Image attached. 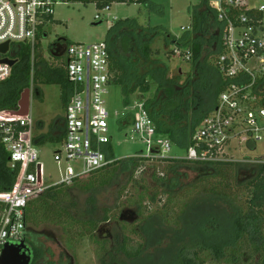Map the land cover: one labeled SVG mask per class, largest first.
<instances>
[{
	"label": "trees",
	"instance_id": "16d2710c",
	"mask_svg": "<svg viewBox=\"0 0 264 264\" xmlns=\"http://www.w3.org/2000/svg\"><path fill=\"white\" fill-rule=\"evenodd\" d=\"M60 2L81 3L86 6L95 4L98 9L105 10L110 9L116 3L149 5L150 0H56V3ZM97 24L96 26H99L103 22ZM190 26L191 30L185 31L182 37L177 38L165 29L143 28L137 24L136 20L127 19L112 26L106 40L110 53L112 84L121 87L125 104L129 106L131 98L136 94H141L139 99H143V101L140 100L138 103L144 102L145 110L155 124L157 135L169 140L172 146L186 151L191 147L192 137L203 120L216 108L219 96L226 86V81L213 63L221 53L226 25L218 20L217 12L210 7L208 0H201L194 11ZM161 35L164 36L166 43H172L175 48L179 50L189 48L192 52L193 73L183 81L181 80V71L179 76L170 77V66L156 57L158 53L154 51L153 47L156 38ZM65 42L68 41L61 39L58 43L64 44ZM36 68L35 92H39V82L59 84L65 104H68L72 89L68 84L64 65L56 70L43 59L36 61ZM31 73V50L25 47L20 54L18 64L13 67L11 77L0 83V113L19 110L22 95L30 88ZM262 81L259 80L258 85H261ZM154 85L156 91L153 99L146 100L147 94L153 90ZM133 119V115H128L124 119V126L131 127L130 121ZM34 142L36 143L37 139H34ZM106 149L109 152L108 158L114 162L106 169L91 175L85 182L86 185H84L85 183L79 184L82 183L80 182L82 179L75 180L73 182L75 188L86 189L92 193L97 189L112 185L121 173L130 174L129 178L132 177L141 163L150 161L147 158L136 156L115 160L111 153L113 152L112 146L108 145ZM180 160L198 164V170L203 167L209 168L204 172L210 175L214 174V178L221 179H225L228 175L226 171H221L222 167L229 166L230 172L233 167H236L234 164L226 163L227 161L203 164L171 157L157 161L174 164ZM19 170L20 167L12 168L10 166V154L1 142L0 126V193H7L14 189ZM172 170L175 176L171 179L156 178L163 184L165 194L168 195H173L175 190L183 184L180 176L177 175V169L173 167ZM253 174L256 175L255 180H258L256 191L263 190L264 187L261 188L260 183H264V165H255ZM261 176L263 178H260ZM209 186L207 193L198 195L188 203L180 205L182 213L178 218L177 225L179 227L177 229L168 228L169 231L166 232L163 227L168 225L163 220L162 223H156L157 220L150 222L149 219L144 222L142 227H138L142 233H139V230L136 231L137 234H141L144 243L138 245L137 248L131 247L130 240L122 234L121 239L118 235L105 236L107 239L99 241V252H103L102 260L112 258L117 260L120 259L119 257H123L122 264H135L142 260L145 253L144 246L158 245L164 239H167V245H171L170 248L175 249L176 264H204L205 260L200 255L205 252L214 260L220 261L229 258L227 261L231 259L233 264H237L244 244H248L254 253L264 256V211L256 205L259 208H252L250 211L244 212L242 207L235 204L234 194L231 193L229 185L226 183L209 184ZM69 191L71 189L66 184H61L52 186L31 197L26 210L25 231V240L30 245L31 252L33 249L38 250V246L44 251L47 248L42 241L43 237H40L39 231H37L40 226H61L63 230L67 231V234L73 229L79 228L86 236L93 239L99 224L109 222L107 215L101 219L96 217L92 210H88V213L82 216L77 215V206L72 202ZM259 199L261 196L254 193V201ZM155 200V198L152 199L153 202ZM90 203L95 205L94 197L90 199ZM195 203H204V213L206 214H211L213 209L223 213L224 216L221 218L217 216L211 218L213 226L218 229L216 236L210 234L206 225L210 222V216L207 220H203V224L202 221L197 220H191L189 224L184 223V219L193 209ZM5 208L6 206L0 203V218ZM187 226L191 227L190 232L183 231ZM180 228L182 230L178 231ZM102 229L103 227L99 229V234ZM155 229L158 234L155 233ZM229 231L232 232L229 233ZM178 232H183L184 235L182 236ZM37 238L40 243L36 241ZM69 241L71 242V239ZM108 243H110V247H107ZM148 257L152 258V254Z\"/></svg>",
	"mask_w": 264,
	"mask_h": 264
},
{
	"label": "built area",
	"instance_id": "2783aa9c",
	"mask_svg": "<svg viewBox=\"0 0 264 264\" xmlns=\"http://www.w3.org/2000/svg\"><path fill=\"white\" fill-rule=\"evenodd\" d=\"M208 2L217 12L218 20L226 25L222 50L214 61L226 86L216 108L192 137L187 151L186 160L203 164L226 161L235 141L255 149L258 143L264 142V123L261 122L264 121V3L256 6L257 0ZM56 4V0H0V46L8 44V51L0 54V61L17 60L18 64L23 48L28 47L31 50V92L35 90L34 55L41 37H48L44 28L50 24ZM99 19L100 16H96V20ZM183 30L189 31L191 26ZM176 52L181 54L179 49ZM52 53L55 58L66 57L64 68L72 89L66 107L62 148L54 154L55 161L65 169L60 171L61 179L56 184L39 187V156L30 113L25 116L15 115L16 111L0 113L1 142L10 154V166L20 167L14 189L0 193V203L6 206L0 218V258L6 245H17L25 240L26 210L32 196L52 186L90 177L114 162L108 158L106 149L112 141L109 137L112 114L106 100L112 85L108 43L57 42ZM184 57L191 61L189 48ZM12 72L13 67L0 63V83L7 81ZM259 80H263L261 85H258ZM136 109L133 134L147 146V154L136 157L170 158L172 144L157 135L144 102L138 103ZM124 125L123 120L121 126ZM255 162L263 163L260 159Z\"/></svg>",
	"mask_w": 264,
	"mask_h": 264
},
{
	"label": "rangeland",
	"instance_id": "374dc122",
	"mask_svg": "<svg viewBox=\"0 0 264 264\" xmlns=\"http://www.w3.org/2000/svg\"><path fill=\"white\" fill-rule=\"evenodd\" d=\"M200 3L201 0H150L149 5L116 3L109 10H100L95 4L86 6L81 3H57L50 24L44 28L48 37H41L34 55L35 61L45 59L50 66L58 70L65 64L66 57H54L55 55L50 51V45L53 42L59 39L86 45L105 42L108 39L109 29L117 22L127 19L136 20L137 24L143 28L165 29L171 35L180 38L185 34L183 29L192 24L194 11ZM262 3L264 0H257L255 5L258 6ZM96 16H100V19L96 20ZM100 22L103 24L96 26ZM153 49L158 53L156 57L170 66V77L179 76L181 71V80L183 81L190 74L192 75V62L185 59V50H180L181 54H178L177 48L172 43H166L163 35L156 38ZM38 89L41 95L40 98L32 97L30 116L34 122V138H45L37 145L39 156L37 174L40 177L39 187H48L61 179L60 171L65 169L64 165H59L54 159L55 152L62 148V141L55 139L50 134L52 128L50 125L65 117L66 105L59 84L39 82ZM155 91L156 86L154 85L153 90L147 94L146 100H152ZM139 96L141 94L134 95L131 98V104L127 106L121 87L112 84L109 88V95L106 98L112 114L109 119V137L112 138L111 146L115 160L135 157L137 154H147V146L142 143L140 138H135L133 127L121 126V122L128 115L137 113L138 102L143 101V99H139ZM116 114L118 115L117 118ZM133 121L130 122L133 124ZM57 122V129L61 130L63 119ZM261 122L264 123V121ZM41 124L44 125L43 129H40ZM169 156L185 159L187 151L172 146ZM257 159L263 163L255 162ZM149 160V162L141 163L132 177L129 178L130 174L121 173L112 185L97 189L92 193L86 189L78 190L74 187V183L66 184L71 189L69 192L72 196V202L77 206V215L82 216L88 213V210H92L98 218L102 219L107 215L109 222L99 224L93 239L86 236L79 228L73 229L67 234V231L63 230L61 226H40L37 230L39 233L54 236V241L43 236L42 241L47 248L52 247L54 252L58 253L57 245H62L68 249L75 264H122L123 257H119L120 259L117 260L113 258L102 260L103 252H99V241L107 239L105 236L109 234L118 235L121 239L122 234L130 240L129 245L131 247L137 248L138 245L144 243L141 234H137L136 231L139 230V233H142L138 227H142L144 222L149 219L150 222L157 220L156 223H162L163 220L168 225L163 227L166 232L169 231L168 228L177 229L179 227L177 225L178 218L182 213L180 205L188 203L198 195L207 193L209 184L216 185L222 182L228 184L231 193L234 194L235 204L242 207L244 212H248L252 208H259L257 206H260L261 210L264 211V189L256 191L258 180H255L256 175L253 174L255 165H264V142L258 143L255 149L252 146H247V143L235 141L228 152L226 163L234 164L236 167H233L232 172H230L229 166L221 168L223 169L221 171L228 173L225 179L214 178V174L210 175L198 170V164L186 163L182 160L174 164L156 159ZM72 166L79 168V165ZM173 167L177 169V175L180 176L183 184L175 190L173 195H168L165 194L163 184L158 182L156 178L171 179L175 176V173L172 172ZM89 178L80 180L82 183L79 184H84ZM260 185L261 188L264 187V183H260ZM254 193L261 196V199L254 201ZM92 197L95 199V205L90 203ZM153 198L156 199L154 202L152 201ZM204 209V203H195L193 209L188 212L184 219V223L189 224L191 220H197L202 221L203 224V220H207L210 216V222L206 225L210 234L216 236L218 229L213 226L211 218L212 216L221 218L224 215L216 209H213L211 214H206ZM126 211L127 214L122 220L121 215ZM102 227H107L108 233L99 234V229ZM181 230L180 228L178 231ZM186 230L190 232L191 227L187 226L183 231L186 232ZM155 233L158 234L156 229ZM178 234L184 235L183 232H178ZM167 244V239H164L160 244L155 245L156 247L153 244L144 246L143 258L135 264H176L175 249L170 248L171 245ZM107 247H110V243L107 244ZM115 250L117 251V248ZM243 251L239 254L237 264H263L264 256L254 253L248 244L243 245ZM151 254L152 258H149L148 256ZM200 257L205 260L204 264H233L231 259L227 261L229 258L222 259L223 261L214 260L207 252L201 254Z\"/></svg>",
	"mask_w": 264,
	"mask_h": 264
},
{
	"label": "water",
	"instance_id": "95a60500",
	"mask_svg": "<svg viewBox=\"0 0 264 264\" xmlns=\"http://www.w3.org/2000/svg\"><path fill=\"white\" fill-rule=\"evenodd\" d=\"M60 40L61 39H59L57 42H59ZM54 45H56V43ZM7 51H8V44L0 46V54H5ZM0 63L7 64L10 67H14L17 64V60L4 59L0 61ZM30 96L31 93L29 90H27L22 95L19 110H17L14 113L15 115L25 116L29 114V111L27 110V104H28V100L30 99ZM32 263H33V259H32L31 250L26 240H23L20 244L17 245H10V244L6 245L2 251V255L0 258V264H32Z\"/></svg>",
	"mask_w": 264,
	"mask_h": 264
},
{
	"label": "flooded vegetation",
	"instance_id": "af4514ba",
	"mask_svg": "<svg viewBox=\"0 0 264 264\" xmlns=\"http://www.w3.org/2000/svg\"><path fill=\"white\" fill-rule=\"evenodd\" d=\"M55 43L57 45V41L53 42L50 45V51L53 50ZM61 126H62L61 128H64V126H65L64 120H63V123L61 124ZM207 170H209V168H206V167L200 168V171H203V172L207 171ZM126 214H127V211L121 215L122 220L124 219ZM105 226H107V225H105ZM104 232L108 233L107 227H103L102 231H100V234H103ZM39 234H40V237L45 236L48 239H50L51 241H54L53 235H47V234H43V233H39ZM38 239L39 238H37L36 241H38V243H40V241ZM28 246L30 247L29 244H28ZM39 249H40V247L38 246V250L33 249V251L31 252L32 259H33L32 264H75L74 258L69 254L68 249H66L65 247H63L60 244H59V246L57 245V249L59 251L58 253H55L54 248H52V247L46 248L45 251L42 250V248L40 250Z\"/></svg>",
	"mask_w": 264,
	"mask_h": 264
},
{
	"label": "crops",
	"instance_id": "0c3cea01",
	"mask_svg": "<svg viewBox=\"0 0 264 264\" xmlns=\"http://www.w3.org/2000/svg\"><path fill=\"white\" fill-rule=\"evenodd\" d=\"M29 91H30V93H31V96H30V99L28 100V104H27V110L29 111V113H30V110H31V100H32V97H34V96H37L38 98H40V95H41V93H40V91L38 92V93H36L35 92V90L33 91V92H31V90L30 89H28ZM26 92V91H25ZM20 103H21V101H20ZM66 106L65 107H67V104H65ZM20 107V106H19ZM66 111V110H65ZM65 116H66V113H65ZM60 119H63L64 120V123H65V117L64 118H60ZM60 119H58V120H60ZM57 120V121H58ZM57 121H55L54 123H52L50 126H52V128L50 129L51 130V135L55 138V139H58V140H61L62 141V138H63V135H64V131H65V126H64V128H62L61 130H58L57 129V124H58V122ZM44 128V125L43 124H41V127H40V129H43ZM34 139H37V142L35 143V145H36V147H37V145H38V143L40 142V141H42V140H44L45 138L43 137V138H34ZM56 184V183H55Z\"/></svg>",
	"mask_w": 264,
	"mask_h": 264
}]
</instances>
